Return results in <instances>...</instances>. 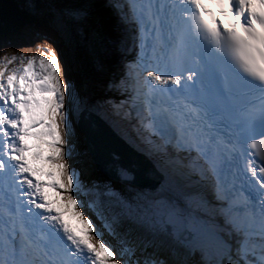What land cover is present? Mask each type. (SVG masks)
Instances as JSON below:
<instances>
[{
    "label": "snow or ice",
    "instance_id": "1",
    "mask_svg": "<svg viewBox=\"0 0 264 264\" xmlns=\"http://www.w3.org/2000/svg\"><path fill=\"white\" fill-rule=\"evenodd\" d=\"M25 34L0 264H264V0H0Z\"/></svg>",
    "mask_w": 264,
    "mask_h": 264
},
{
    "label": "rangeland",
    "instance_id": "2",
    "mask_svg": "<svg viewBox=\"0 0 264 264\" xmlns=\"http://www.w3.org/2000/svg\"><path fill=\"white\" fill-rule=\"evenodd\" d=\"M39 41H34L31 34H25L15 37H0V60L5 57L11 58L13 55H29L34 51V46ZM7 45V47H4ZM15 66V65H10Z\"/></svg>",
    "mask_w": 264,
    "mask_h": 264
},
{
    "label": "trees",
    "instance_id": "3",
    "mask_svg": "<svg viewBox=\"0 0 264 264\" xmlns=\"http://www.w3.org/2000/svg\"><path fill=\"white\" fill-rule=\"evenodd\" d=\"M4 3H5V7L7 8L9 3H10V0H4ZM4 37H1V39H3ZM5 39V38H4Z\"/></svg>",
    "mask_w": 264,
    "mask_h": 264
}]
</instances>
